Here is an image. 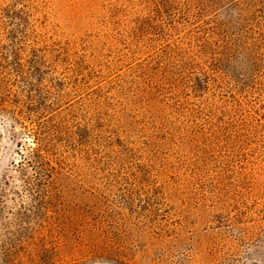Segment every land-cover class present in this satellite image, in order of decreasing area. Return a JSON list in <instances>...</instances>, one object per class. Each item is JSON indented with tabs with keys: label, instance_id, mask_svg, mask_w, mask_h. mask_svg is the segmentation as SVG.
Wrapping results in <instances>:
<instances>
[{
	"label": "rangeland",
	"instance_id": "1",
	"mask_svg": "<svg viewBox=\"0 0 264 264\" xmlns=\"http://www.w3.org/2000/svg\"><path fill=\"white\" fill-rule=\"evenodd\" d=\"M0 264H264V0H0Z\"/></svg>",
	"mask_w": 264,
	"mask_h": 264
}]
</instances>
